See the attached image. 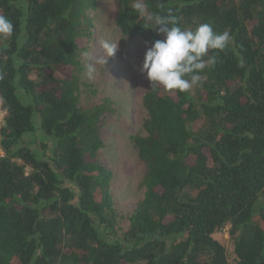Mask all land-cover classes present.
<instances>
[{
    "label": "trees",
    "instance_id": "1",
    "mask_svg": "<svg viewBox=\"0 0 264 264\" xmlns=\"http://www.w3.org/2000/svg\"><path fill=\"white\" fill-rule=\"evenodd\" d=\"M96 1L0 0V264H264V0H117V27L151 46L165 34L147 17L169 12L231 37L201 86L149 83L131 138L143 198L121 234L99 157L111 103L79 105Z\"/></svg>",
    "mask_w": 264,
    "mask_h": 264
},
{
    "label": "rangeland",
    "instance_id": "2",
    "mask_svg": "<svg viewBox=\"0 0 264 264\" xmlns=\"http://www.w3.org/2000/svg\"><path fill=\"white\" fill-rule=\"evenodd\" d=\"M119 9L117 0H97L90 13L94 25L93 37L88 52L81 55L83 70L80 74L79 105L83 109H92L104 101L111 103L110 110L101 119L103 147L99 157L101 164L113 174L110 190L120 216L118 233L121 234L143 198L144 164L138 158L131 138L144 134L147 112L142 98L151 81L141 68L146 51L152 46L121 32L117 27ZM102 40L119 44L114 56L107 57L101 48ZM89 66L95 68L91 79L88 76ZM1 105L0 100V123L3 125ZM27 138L37 145L47 143L42 140L40 130ZM2 155L0 150V157ZM223 240L229 259H234L228 229L223 233Z\"/></svg>",
    "mask_w": 264,
    "mask_h": 264
},
{
    "label": "clouds",
    "instance_id": "3",
    "mask_svg": "<svg viewBox=\"0 0 264 264\" xmlns=\"http://www.w3.org/2000/svg\"><path fill=\"white\" fill-rule=\"evenodd\" d=\"M134 7L143 14L141 0H136ZM147 19L155 23V29L165 34V39L154 41L153 46L148 48L141 71L147 74L153 87L161 86L170 92L184 93L201 86V73L217 63V57L209 56V51H223L231 41L228 31L218 33L210 23H200L195 30L182 28L171 12L167 15L148 16ZM13 33V22L0 14V37L7 38ZM100 43L107 57L116 54L119 44L110 40H102ZM94 71L95 68L89 66V79Z\"/></svg>",
    "mask_w": 264,
    "mask_h": 264
},
{
    "label": "built area",
    "instance_id": "4",
    "mask_svg": "<svg viewBox=\"0 0 264 264\" xmlns=\"http://www.w3.org/2000/svg\"><path fill=\"white\" fill-rule=\"evenodd\" d=\"M3 156V155H2Z\"/></svg>",
    "mask_w": 264,
    "mask_h": 264
}]
</instances>
